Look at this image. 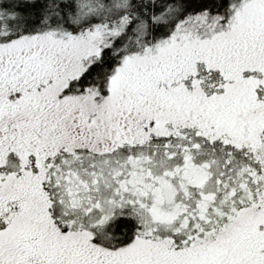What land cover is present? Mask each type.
<instances>
[{
	"label": "snow or ice",
	"instance_id": "6c2138e0",
	"mask_svg": "<svg viewBox=\"0 0 264 264\" xmlns=\"http://www.w3.org/2000/svg\"><path fill=\"white\" fill-rule=\"evenodd\" d=\"M0 264H264V0H0Z\"/></svg>",
	"mask_w": 264,
	"mask_h": 264
}]
</instances>
